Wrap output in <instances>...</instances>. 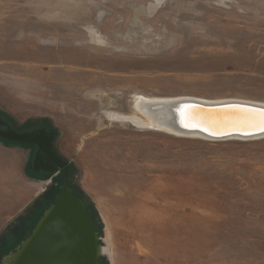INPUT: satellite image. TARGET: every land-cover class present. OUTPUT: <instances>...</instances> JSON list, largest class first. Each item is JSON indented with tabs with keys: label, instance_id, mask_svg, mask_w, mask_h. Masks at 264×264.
Wrapping results in <instances>:
<instances>
[{
	"label": "rangeland",
	"instance_id": "1",
	"mask_svg": "<svg viewBox=\"0 0 264 264\" xmlns=\"http://www.w3.org/2000/svg\"><path fill=\"white\" fill-rule=\"evenodd\" d=\"M139 97L264 105V0H0V118L52 138L99 264H264V144L151 128ZM38 153L0 139V262L61 193Z\"/></svg>",
	"mask_w": 264,
	"mask_h": 264
},
{
	"label": "water",
	"instance_id": "2",
	"mask_svg": "<svg viewBox=\"0 0 264 264\" xmlns=\"http://www.w3.org/2000/svg\"><path fill=\"white\" fill-rule=\"evenodd\" d=\"M184 102L169 105L167 127L176 137L207 142L264 139L263 106L238 101ZM0 139L36 146L34 169L63 174L60 195L32 230L17 264H99L91 218L68 188V168L53 152L52 138L44 131L19 134L0 118Z\"/></svg>",
	"mask_w": 264,
	"mask_h": 264
},
{
	"label": "bare ground",
	"instance_id": "3",
	"mask_svg": "<svg viewBox=\"0 0 264 264\" xmlns=\"http://www.w3.org/2000/svg\"><path fill=\"white\" fill-rule=\"evenodd\" d=\"M195 100H197V99H194V98L193 99L192 98H176V99L149 100V99L139 97L136 99V101L134 103V107H135V110L143 118L147 119V121L149 122L148 124H149V126H151V128H155V129L170 133L169 129L167 127V126H169V121L171 118L169 105L173 104V103L183 102V101H185L184 103H188V102H192ZM226 101H233V100H226ZM217 102H219V101H217ZM238 102L254 104V105H259V106L264 107V105L251 103V102H245V101H238ZM170 134H172V133H170ZM45 212H48V209L45 210ZM97 239L98 238L96 237V249H97L99 259H100L104 254H106L107 250L98 244ZM28 241H29V238H26L25 240H23V242L20 243L21 245L19 244V246L17 248H15L12 252L8 253L6 256L3 257L0 264H17L19 261L20 255L22 253V249L24 247H26V245L28 244ZM110 259H111V257H110Z\"/></svg>",
	"mask_w": 264,
	"mask_h": 264
},
{
	"label": "trees",
	"instance_id": "4",
	"mask_svg": "<svg viewBox=\"0 0 264 264\" xmlns=\"http://www.w3.org/2000/svg\"><path fill=\"white\" fill-rule=\"evenodd\" d=\"M205 144L206 145H208L209 146V144H215V143H206L205 142ZM247 144H250V145H258V144H264V140H259V141H254V142H249V143H247ZM47 176H51V175H49V174H47ZM71 189V191H72V193L76 196V197H78L79 199H80V195H78V194H76V192H74V190L72 189V188H70ZM57 199V198H56ZM56 199H55V201H56ZM54 201V202H55ZM54 202L52 203V204H54ZM52 204H50V206L52 205ZM49 206V207H50ZM100 261H101V258L99 259V263H100Z\"/></svg>",
	"mask_w": 264,
	"mask_h": 264
}]
</instances>
